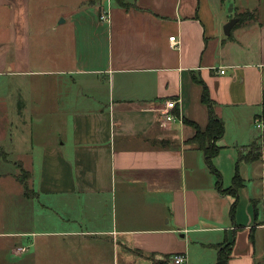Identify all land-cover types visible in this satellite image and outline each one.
<instances>
[{
  "label": "crops",
  "instance_id": "crops-1",
  "mask_svg": "<svg viewBox=\"0 0 264 264\" xmlns=\"http://www.w3.org/2000/svg\"><path fill=\"white\" fill-rule=\"evenodd\" d=\"M0 77V264H217L232 242L228 264H264V0H0ZM205 87L220 153L263 146L239 167L234 217L188 143L209 123ZM49 116L56 142L24 130Z\"/></svg>",
  "mask_w": 264,
  "mask_h": 264
},
{
  "label": "trees",
  "instance_id": "trees-1",
  "mask_svg": "<svg viewBox=\"0 0 264 264\" xmlns=\"http://www.w3.org/2000/svg\"><path fill=\"white\" fill-rule=\"evenodd\" d=\"M239 18V26L242 23H246L249 21H253L256 19L255 14L246 12V13H241L238 15ZM202 99L204 104L207 105L208 107V115H209V123L207 127L202 130L201 128L197 127L195 124L193 127L195 130H197L196 136L191 139L188 143L190 146H194L198 151L201 150L204 154L205 161L207 163L208 168L210 169L211 173L217 176V183L216 187L219 191L225 194H232L235 198L236 201L232 204V209H231V217H234V212L237 208V201H238V194L240 192V189L243 188L244 186V180L239 175L238 172V167L235 173V177L233 180V184L231 188L227 190H223V177L220 175L218 170L214 168L213 162L215 157L221 152L222 147L218 145V141L221 140L225 134H226V129H225V123L224 121L215 113V104L212 99H210V95L208 92L207 87L204 88V92L202 95ZM264 119V111L262 115ZM264 121V120H263ZM264 142V134L262 138ZM261 150L262 147L260 145H254L250 147V150L248 153H240L239 154V160L240 162H256L260 160L261 157ZM29 176V175H28ZM21 179V178H20ZM26 187V193H28V186L25 184ZM232 243H227L225 245H222L219 249V256H218V261L217 264H228L231 255H232Z\"/></svg>",
  "mask_w": 264,
  "mask_h": 264
},
{
  "label": "rangeland",
  "instance_id": "rangeland-1",
  "mask_svg": "<svg viewBox=\"0 0 264 264\" xmlns=\"http://www.w3.org/2000/svg\"><path fill=\"white\" fill-rule=\"evenodd\" d=\"M60 5L61 4L59 3V1L54 2V10L56 11L57 8L59 9L58 6H60ZM46 9H47V6H46ZM48 9L51 10V8H48ZM30 80H33L32 77H29L27 79V82H29ZM6 82L7 81L5 79L0 77V87L2 85H4ZM45 90L50 94V89L49 88H45ZM3 95H4V92L2 90H0V97H3ZM55 123H56V121L54 119H51L50 116H49V118L45 119L44 121H34V122L30 121L29 126L27 128H25L24 130L29 132L30 134H40V135H42V137L44 138L45 142L46 141L47 142H56V140L58 138L56 133H59V128L56 129ZM262 130H264V129H262ZM6 132L8 134L11 132L10 124H8L6 122L0 123V136L5 134ZM3 139H5V138H3ZM2 143L5 144L6 141H3ZM59 143H61V141H59ZM263 143L264 142L262 140L260 142V144L264 145ZM261 147H263V146H261ZM217 157L220 160H222L220 165H219V160L217 159ZM241 164H244V162H240L239 155L237 154V156H236V152H235L234 159L232 158V152H230V153H220V154H218L215 157L213 165H214V168H216L218 170V172L220 173V175H222V177H223L224 184L222 182V185H224L225 187H228L232 183L231 182L232 181V176H231V178L229 180V178H226V175H225L224 171L226 172V171L229 170V172H232L233 171V167H234L235 168V173H236V170H237V167H238V172H239V167L241 166ZM1 169H2V172L9 173L8 172L9 171L8 167L1 168ZM28 179H29L28 173H26L24 171V173L22 175V181H24L25 184L26 183L28 184L29 183ZM6 189H8V190H10L12 192L14 191L11 186H8ZM248 193H249V191H246L245 194H244V197L241 200L242 209L247 206V198L245 199V196ZM28 194L31 195V191L29 189H28ZM259 205H260L259 206V212H260L259 220L262 221L264 209H263V205L261 204V202H260Z\"/></svg>",
  "mask_w": 264,
  "mask_h": 264
},
{
  "label": "built area",
  "instance_id": "built-area-1",
  "mask_svg": "<svg viewBox=\"0 0 264 264\" xmlns=\"http://www.w3.org/2000/svg\"><path fill=\"white\" fill-rule=\"evenodd\" d=\"M110 18V14L108 10L103 9V11L100 14V20L102 22H109ZM171 42H175L176 43V39L175 37H171L170 38ZM220 74L224 75L225 71L221 70ZM177 107V103L176 101H169L167 103L166 109L163 110L162 112V121H161V126L162 127H166L168 126V124L174 123L177 121V117L174 115V113L172 112L174 109H176ZM263 117L259 116L258 118H256L254 120V125L256 128L260 129H264V121H263ZM173 263L174 264H187V257L184 255H175L173 257Z\"/></svg>",
  "mask_w": 264,
  "mask_h": 264
},
{
  "label": "water",
  "instance_id": "water-1",
  "mask_svg": "<svg viewBox=\"0 0 264 264\" xmlns=\"http://www.w3.org/2000/svg\"><path fill=\"white\" fill-rule=\"evenodd\" d=\"M238 23L237 19H232L225 27V35H229L231 29Z\"/></svg>",
  "mask_w": 264,
  "mask_h": 264
}]
</instances>
